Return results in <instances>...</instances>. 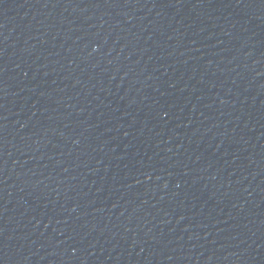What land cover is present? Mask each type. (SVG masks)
I'll list each match as a JSON object with an SVG mask.
<instances>
[{
    "label": "water",
    "instance_id": "water-1",
    "mask_svg": "<svg viewBox=\"0 0 264 264\" xmlns=\"http://www.w3.org/2000/svg\"><path fill=\"white\" fill-rule=\"evenodd\" d=\"M0 264H264V0H0Z\"/></svg>",
    "mask_w": 264,
    "mask_h": 264
}]
</instances>
